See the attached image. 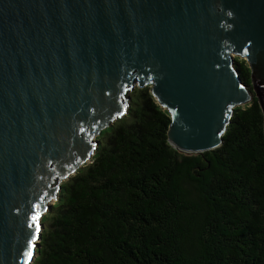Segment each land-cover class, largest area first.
I'll return each instance as SVG.
<instances>
[{"label": "water", "instance_id": "1", "mask_svg": "<svg viewBox=\"0 0 264 264\" xmlns=\"http://www.w3.org/2000/svg\"><path fill=\"white\" fill-rule=\"evenodd\" d=\"M134 85L184 155L218 147L254 97L264 130V0H0V264H31L48 202Z\"/></svg>", "mask_w": 264, "mask_h": 264}, {"label": "trees", "instance_id": "2", "mask_svg": "<svg viewBox=\"0 0 264 264\" xmlns=\"http://www.w3.org/2000/svg\"><path fill=\"white\" fill-rule=\"evenodd\" d=\"M249 82L245 60L235 59ZM101 129L60 183L31 264H264V130L256 98L233 109L221 144L184 155L148 85Z\"/></svg>", "mask_w": 264, "mask_h": 264}, {"label": "rangeland", "instance_id": "3", "mask_svg": "<svg viewBox=\"0 0 264 264\" xmlns=\"http://www.w3.org/2000/svg\"><path fill=\"white\" fill-rule=\"evenodd\" d=\"M235 58L236 59H238V60H245L243 57H240V56H235ZM245 62H246V60H245ZM247 63V62H246ZM129 91L130 90H128V92H127V94L129 93ZM95 134L93 135V137H92V141H94V139H95ZM62 182V181H61ZM54 202V199H51L49 202H48V204H51V203H53Z\"/></svg>", "mask_w": 264, "mask_h": 264}]
</instances>
